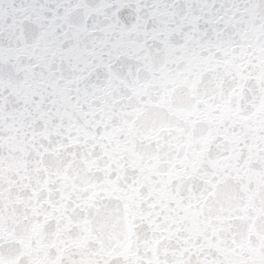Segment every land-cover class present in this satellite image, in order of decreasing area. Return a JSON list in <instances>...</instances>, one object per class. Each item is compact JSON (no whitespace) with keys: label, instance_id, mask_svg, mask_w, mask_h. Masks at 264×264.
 Segmentation results:
<instances>
[{"label":"snow or ice","instance_id":"snow-or-ice-1","mask_svg":"<svg viewBox=\"0 0 264 264\" xmlns=\"http://www.w3.org/2000/svg\"><path fill=\"white\" fill-rule=\"evenodd\" d=\"M0 264H264V0H0Z\"/></svg>","mask_w":264,"mask_h":264}]
</instances>
